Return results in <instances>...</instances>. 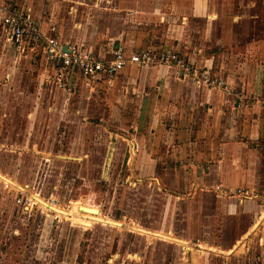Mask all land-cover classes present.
<instances>
[{
  "label": "rangeland",
  "instance_id": "obj_1",
  "mask_svg": "<svg viewBox=\"0 0 264 264\" xmlns=\"http://www.w3.org/2000/svg\"><path fill=\"white\" fill-rule=\"evenodd\" d=\"M119 1L0 0L34 7L44 29L56 28L64 43L95 51L105 44L108 14ZM212 1L216 27L228 26L235 37L230 46H208L205 55L214 58L217 75L233 84L240 137L256 148L250 158L256 165L253 183H209L198 190L205 195L199 204L187 200L182 185L156 187L132 177L130 143L122 137L132 123L108 112L105 88L90 98L77 81L74 93L47 84L37 60L19 55L0 27V172L12 178L0 174L2 180L30 192L39 187L43 198L65 210L89 205L123 223L85 229L70 219L27 217L9 190L0 189V264H264V82L251 87L253 74L264 80V0ZM254 127L255 143L248 131ZM217 186L252 195L218 193ZM172 196L178 197L172 202ZM135 226L190 246L140 234Z\"/></svg>",
  "mask_w": 264,
  "mask_h": 264
},
{
  "label": "crops",
  "instance_id": "obj_2",
  "mask_svg": "<svg viewBox=\"0 0 264 264\" xmlns=\"http://www.w3.org/2000/svg\"><path fill=\"white\" fill-rule=\"evenodd\" d=\"M14 7L31 8L35 12L29 5ZM217 10L212 0H120L108 14L109 28L102 36L106 41L96 54L106 59L118 47L128 52L182 50L195 63L200 62L202 68L219 77L214 58H206L205 49L210 45L230 46L235 35L228 26L218 23L216 27ZM199 21H204L203 28L199 27ZM42 30L45 36H57L61 40L56 28L49 31L42 25ZM2 36L5 40L3 33ZM259 75L253 74L251 87H263V76ZM103 88L108 93L103 96L110 107L108 112L122 123H132L131 127L122 129L127 133L122 137L130 143L128 164L131 163V175L139 183L148 182L156 187L182 185L187 200L197 204L205 196L198 190L209 183L231 187L253 183L256 161L250 158L255 156L256 148L247 147L241 140L243 130L235 117L238 111L233 97L235 89L233 94L198 90L188 78L167 66L129 67L112 90L101 86L93 94H99ZM248 131L250 141L255 143L256 128ZM0 189L5 187L0 184ZM34 191L39 193V187ZM7 194L9 198L12 195L13 204L23 213L15 203V193ZM177 197L172 196L171 201ZM36 214L47 218L38 210L23 213L27 217Z\"/></svg>",
  "mask_w": 264,
  "mask_h": 264
},
{
  "label": "built area",
  "instance_id": "obj_3",
  "mask_svg": "<svg viewBox=\"0 0 264 264\" xmlns=\"http://www.w3.org/2000/svg\"><path fill=\"white\" fill-rule=\"evenodd\" d=\"M0 27L5 41L19 55L37 60L42 68L44 81L63 91L71 90L76 81L90 94L96 93L101 86L110 91L129 67L167 66L175 68L182 77L188 78L198 90H219L233 94L228 80L215 76L212 71L192 62L186 53L174 49L128 52L123 47H118L112 51L109 58L102 59L94 49L63 43L57 36H45L42 24L33 18L31 8L17 9L2 2H0ZM0 184H4L6 190L15 193V203L24 214L38 210L46 217L62 218L58 213L49 210V207L35 197L34 191L30 192L28 187L21 186L23 189H19L4 182ZM216 191L243 198L252 195L249 191L241 189L226 191L223 186H217ZM38 194L48 203L59 205L55 199L48 200Z\"/></svg>",
  "mask_w": 264,
  "mask_h": 264
},
{
  "label": "bare ground",
  "instance_id": "obj_4",
  "mask_svg": "<svg viewBox=\"0 0 264 264\" xmlns=\"http://www.w3.org/2000/svg\"><path fill=\"white\" fill-rule=\"evenodd\" d=\"M0 178H1V175H0ZM8 183L12 186L16 185L15 183L11 184L12 182H8ZM42 201L46 202L43 199H42ZM48 204L50 205L49 210L58 213L62 218L70 219L75 226H81V227H84L85 229H89L93 225L99 224V223L106 224V225L110 224L111 226L118 227V228H122V226H123V223L121 224V223H117V222L112 221V220L105 219L104 217L101 216V212L99 209L92 207V206H89V205L75 204L71 207V209L65 210V209L61 208L59 205H52L51 203H48ZM54 208L59 210V211H56ZM68 216H70V217H68ZM138 228L135 226V227H132L131 229L133 231L136 230V231L140 232V234H143V235L158 237L160 239H163V240H166L169 242H175L178 244H182L183 246H188V247L190 246L189 243H186L182 240L176 239L172 235H169V234L165 235V234H161V233L154 234L152 232L145 231L142 228H139V229Z\"/></svg>",
  "mask_w": 264,
  "mask_h": 264
},
{
  "label": "water",
  "instance_id": "obj_5",
  "mask_svg": "<svg viewBox=\"0 0 264 264\" xmlns=\"http://www.w3.org/2000/svg\"><path fill=\"white\" fill-rule=\"evenodd\" d=\"M13 184V182L11 183ZM16 184V183H15ZM15 187L19 188V189H23L22 187H19L17 184L15 185Z\"/></svg>",
  "mask_w": 264,
  "mask_h": 264
}]
</instances>
